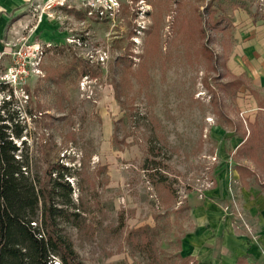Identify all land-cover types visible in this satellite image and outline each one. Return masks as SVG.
Here are the masks:
<instances>
[{"label":"rangeland","instance_id":"rangeland-1","mask_svg":"<svg viewBox=\"0 0 264 264\" xmlns=\"http://www.w3.org/2000/svg\"><path fill=\"white\" fill-rule=\"evenodd\" d=\"M49 16L65 37L44 43L14 109L39 173L68 168L80 216L65 232L81 260L182 264L205 214L263 246L264 93L230 54L246 24L264 29V0L62 2ZM143 226L152 252L127 239Z\"/></svg>","mask_w":264,"mask_h":264},{"label":"trees","instance_id":"trees-1","mask_svg":"<svg viewBox=\"0 0 264 264\" xmlns=\"http://www.w3.org/2000/svg\"><path fill=\"white\" fill-rule=\"evenodd\" d=\"M2 109L0 264H85L65 232V226H76L80 216L71 200L73 188L66 179L68 168L63 164L51 165L40 174L30 148L22 139L25 127L18 113L7 103ZM155 229L137 228L128 233L127 239L150 250ZM177 257L182 259V264H199L190 256L178 254ZM148 260V264H159L156 254Z\"/></svg>","mask_w":264,"mask_h":264},{"label":"crops","instance_id":"crops-1","mask_svg":"<svg viewBox=\"0 0 264 264\" xmlns=\"http://www.w3.org/2000/svg\"><path fill=\"white\" fill-rule=\"evenodd\" d=\"M87 1L59 0V3L84 6ZM50 2L52 0H0V64L4 54H8L7 65L10 64L12 46L26 44L23 40L28 39V45L33 46H43L44 43L54 45L63 40L65 32L60 31V22L49 16L62 5L49 6ZM239 33L232 37L235 43L230 54V60L234 57L240 62L236 65L235 75L245 76L246 73L254 89L264 93V29L255 23L246 24L245 30ZM203 217L206 219H202L182 241L181 256H190L199 264H237L239 259H242L241 264H264V219L257 221L256 229L263 241L259 249L253 243L245 246L235 241L218 220L217 223L224 229H218L217 233L213 218L206 214ZM217 235L219 238L223 236L224 240L221 242Z\"/></svg>","mask_w":264,"mask_h":264},{"label":"built area","instance_id":"built-area-1","mask_svg":"<svg viewBox=\"0 0 264 264\" xmlns=\"http://www.w3.org/2000/svg\"><path fill=\"white\" fill-rule=\"evenodd\" d=\"M100 3L101 0H89L85 6L93 8ZM43 54L44 47L42 46L23 43L20 46H12L10 64L7 70L0 74V114L4 113L2 106L5 103L13 109L18 103H26L28 98L27 79L31 74L40 72L38 66ZM54 263L57 264V262Z\"/></svg>","mask_w":264,"mask_h":264}]
</instances>
